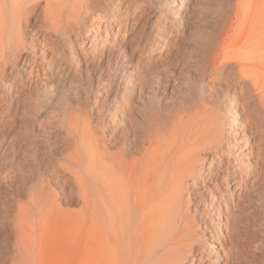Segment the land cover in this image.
I'll list each match as a JSON object with an SVG mask.
<instances>
[{"label":"bare ground","instance_id":"1","mask_svg":"<svg viewBox=\"0 0 264 264\" xmlns=\"http://www.w3.org/2000/svg\"><path fill=\"white\" fill-rule=\"evenodd\" d=\"M170 3L175 8L176 0ZM38 10L41 23L27 45L25 28ZM130 11L128 0H0V70L23 63L34 82L32 76L44 70L23 57L30 48L41 55L69 51L80 57L79 68L105 65V77L127 73L118 93L122 104L113 103L115 114L103 129L74 126L61 143L53 124L44 125L46 142L61 148V160L45 154L30 130H19L12 160L44 154L49 182L69 193L79 189L86 201L92 190L107 230L115 222L111 209L120 208L128 229L113 236V250L99 254V264H264V218L252 211L250 198L264 171L255 145L264 133V0L225 2L210 24L206 59L194 67L197 83L187 88L193 62L181 43L198 34L190 21L180 34L164 32L156 44L142 43V22L132 35L129 23L138 13ZM108 79L99 84L105 95ZM182 88L188 89L184 95ZM191 99L221 100L223 106L184 110ZM161 108L176 118L166 128L158 123ZM190 123L195 126L187 128ZM166 129L172 136L186 129L190 141L164 148ZM8 186L12 198L0 197V264H40L37 235L54 204L34 191L13 210L19 176Z\"/></svg>","mask_w":264,"mask_h":264},{"label":"rangeland","instance_id":"2","mask_svg":"<svg viewBox=\"0 0 264 264\" xmlns=\"http://www.w3.org/2000/svg\"><path fill=\"white\" fill-rule=\"evenodd\" d=\"M226 1L182 0L181 3L176 0L174 8L170 0H128L131 10L129 13L132 14L133 10H135V15L142 13V15H136V24L135 22L129 23L131 24V34H136V30L141 26L137 30L141 42L156 44L161 37L165 36L164 32L180 34V29L185 28L188 19L191 27L198 32L194 39L181 43L189 53L187 60L193 62L192 66L189 65L191 70L184 82L186 88L190 87L197 83L198 79L195 72L193 73L194 67L206 59L204 56L205 42L211 29L210 24L215 14L222 12ZM41 19V11L38 10L31 18L30 25L25 28L27 45L31 43L32 34L38 29ZM132 25H135L134 29ZM83 37V42L89 43V36L86 34ZM126 51L128 54V50ZM23 57L33 58L39 65V69L44 70V73L40 70L39 74L33 75L34 82L31 83L28 76L30 69L23 63L12 62L8 64L7 68L0 70V116L4 117L5 115L6 123L8 122L6 128H0V197L2 200L12 198L10 195L13 190L11 191L8 185L11 180L19 176L21 187L17 194L14 193V203L11 206L13 210L20 204H27L30 192L34 191L43 194L49 203L54 204V208L45 222L46 225L44 224V229L39 234L40 236L37 235L42 256L40 264H99V260L96 259L99 254L112 252L113 245L111 243L113 241L111 240L113 236L118 235L126 227L128 229V223L121 219L120 208L116 205L111 209L115 222L112 229L107 230V225L99 218L97 210L91 202L92 190L88 194L89 200L86 201L84 193L79 189L69 193L64 185L49 182L44 165V154L35 152L34 157L28 156L26 160L21 159V161L12 160V156L16 152L18 131L28 132L30 130L29 132H32L36 143L44 144L45 154L53 156L55 160H61L64 157L60 154L61 148L55 147L50 141L46 142L47 137L43 127L53 124L51 125V129H54L52 130L53 135H56L61 143L68 140L67 135L73 131L72 127L74 126L81 131L90 125L92 131L97 133L96 127L103 129L106 119L115 114L113 103L122 104L118 93L126 88L124 80L127 78V73L122 75L114 73L105 77L107 71L105 65H101L99 69L96 65L79 68L77 61L80 60V57L69 51L67 54L66 51H63V54L60 51L41 55L37 51L33 52L27 48ZM115 58L117 55L116 57L114 55L113 59ZM183 59L180 58L181 61ZM131 75L135 78L134 74ZM103 77L104 80L109 78L106 81L108 82L106 91L108 95L101 92L99 85ZM182 89L183 95L188 92V89ZM143 100L145 101V99ZM208 102L203 99L201 101L191 99L185 102L184 110L201 109L202 106L215 110L223 106L221 100ZM134 104L138 105L137 101ZM145 104L147 105V103ZM161 111L164 118H160L158 123L166 128V125L175 121L176 118L173 117L174 112L171 109L161 108ZM241 120L243 119L239 117L238 121L241 122ZM120 126L126 130L128 128L125 122L123 125L120 123ZM192 126L195 125L190 123L187 128ZM185 130L181 129L179 134L176 133L177 136H172L166 129L164 148H168L170 143L182 145L189 142L190 139L187 138ZM255 145L257 146L256 153L261 151L263 171L264 133ZM27 165L30 166L27 167ZM261 173L263 178L253 187V193L250 196L254 203L252 211H256L259 219L264 218V171ZM124 242H128L126 237Z\"/></svg>","mask_w":264,"mask_h":264}]
</instances>
